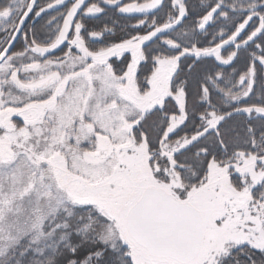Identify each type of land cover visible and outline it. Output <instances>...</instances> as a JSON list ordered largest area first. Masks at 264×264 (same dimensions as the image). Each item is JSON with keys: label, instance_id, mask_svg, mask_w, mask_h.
I'll use <instances>...</instances> for the list:
<instances>
[{"label": "snow or ice", "instance_id": "6c2138e0", "mask_svg": "<svg viewBox=\"0 0 264 264\" xmlns=\"http://www.w3.org/2000/svg\"><path fill=\"white\" fill-rule=\"evenodd\" d=\"M0 264H264V0H0Z\"/></svg>", "mask_w": 264, "mask_h": 264}]
</instances>
